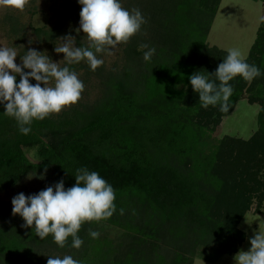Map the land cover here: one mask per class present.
<instances>
[{
  "label": "rangeland",
  "instance_id": "rangeland-1",
  "mask_svg": "<svg viewBox=\"0 0 264 264\" xmlns=\"http://www.w3.org/2000/svg\"><path fill=\"white\" fill-rule=\"evenodd\" d=\"M150 1L119 0L129 12L138 9L146 22L127 43L110 49L114 54L97 53V58L104 62L95 71L91 70L86 60L67 64L64 54L54 50L62 43L60 38L68 35L75 37V47H88L87 36L80 28L82 5L79 0H29L23 11L0 6V47L17 51V65L22 64L21 57L29 49H35L46 53L53 62L60 63V67L67 66L76 72L84 84L80 100L58 114L49 115L54 119L71 116L75 110H84L99 103L110 94L115 81H124L129 71L133 72V77L129 76L132 90L134 79L143 78V73L149 71L150 66L156 67L165 60L169 61L173 53L171 50H178L174 36L161 24L160 14L151 12L153 7H147ZM156 1L159 6L163 0ZM197 6L201 7V18L209 13V17H205L208 24L204 44L222 52L221 63L228 50L236 48L248 64L257 66L261 72L251 82L245 81L237 99L228 102L227 112L220 110L219 103L208 108L201 107L206 113L204 122L209 124L203 139L205 149L217 143L221 145L220 155L235 162L228 169H223V178L229 183L225 200L231 198L229 206L233 209L217 205L212 213L216 218L223 219L231 231L210 232L205 236L187 219L168 218L147 200L123 194L121 198L115 195L116 210L110 218L82 224L77 234L83 240L79 249L72 247L71 236L61 248L50 234L39 238L34 225L23 227L25 220L12 212V199L18 194L31 196L50 186L55 191V185L62 180L53 175L51 168L35 169L15 185L0 191V239H25L23 248L7 258L4 255L0 264H47L49 257L64 256H71L79 264H113L119 260L121 264L131 260L133 263L145 260L149 264H236L234 257L241 250L249 251L250 239L256 233L264 232V137L260 136L258 124L261 101L259 98L252 99L248 92L252 85L264 82V66L257 59L262 58L261 52L264 51V0H204ZM141 44L155 48L149 61L143 58V51L147 49L139 50ZM130 45H134L133 49ZM236 79L231 83L235 85ZM216 84L219 85V82L216 81ZM138 91L144 92L143 85L138 87ZM171 100L172 97L166 98L161 94L146 99L144 106L153 112H162ZM196 101L194 90L191 94L186 93L183 100L185 104ZM32 156L35 157L34 154ZM172 161L182 164L177 156H172ZM226 171L231 175L228 176ZM63 183L65 190L72 187ZM217 191L216 188L212 190L214 193ZM91 231L98 232V238H92ZM223 239H229V242Z\"/></svg>",
  "mask_w": 264,
  "mask_h": 264
},
{
  "label": "trees",
  "instance_id": "trees-1",
  "mask_svg": "<svg viewBox=\"0 0 264 264\" xmlns=\"http://www.w3.org/2000/svg\"><path fill=\"white\" fill-rule=\"evenodd\" d=\"M203 2L163 0L159 6L156 0L149 2L147 7L160 14L161 24L174 36L178 50H171L169 61L150 66L143 78L134 79L132 90L129 76L133 77V72L129 71L124 81H115L110 94L99 103L61 119H34L26 125L31 128L27 135L19 131L15 118L4 114L5 103L0 102V191L35 169L46 168L73 187L77 169L87 168L99 173L119 198L123 194L139 196L168 218L187 219L205 236L230 230L223 219L212 213L217 205L233 209L229 206L231 198L225 200L229 183L223 178V169L235 162L220 155L221 145L217 143L205 149L203 139L209 124L204 122L206 113L198 93L195 103L183 102L186 93L193 91L190 77L199 72L214 74L222 60V52L204 44L209 13L201 18V7L197 6ZM261 54L262 58H256L264 66L263 50ZM209 80L219 82L214 75ZM19 81L17 75V84ZM231 81L233 93L229 101L233 102L246 82L240 76L235 85ZM29 82L37 83L34 79ZM135 84L143 85L144 92H139ZM248 92L252 99L261 101L258 124L260 136L264 137V82L252 85ZM161 94L172 97L165 111L153 112L144 106L146 99ZM172 156L182 164H174ZM214 188L217 193L212 192ZM50 237L54 239L51 234ZM24 242L25 239H0V258L13 255ZM113 264H121V260ZM127 264L149 263L131 260Z\"/></svg>",
  "mask_w": 264,
  "mask_h": 264
},
{
  "label": "clouds",
  "instance_id": "clouds-1",
  "mask_svg": "<svg viewBox=\"0 0 264 264\" xmlns=\"http://www.w3.org/2000/svg\"><path fill=\"white\" fill-rule=\"evenodd\" d=\"M29 0H0V6L23 11ZM80 28L86 34L88 47H75V37L60 38L62 43L55 47L56 53L64 54L67 64L86 60L92 71L103 64L97 53L112 55L118 44L127 43L140 31L144 20L138 9L131 12L124 9L119 0H79ZM79 32V29L77 30ZM31 43V41H30ZM94 49V51H93ZM147 49V51H143ZM143 58L149 61L155 48L147 44L139 45ZM17 51L0 47V102L5 103L4 114L16 119L19 131L27 135L32 121L43 120L53 113H60L65 107L76 104L84 90L83 82L69 67H60L46 53L29 49L21 57L22 64L15 63ZM24 69L30 71L25 72ZM20 76L17 84L16 76ZM214 75L217 85L209 80ZM261 75L259 68L246 62L239 49L232 48L214 74L194 73L190 77L193 90L198 93L201 106L208 108L220 104V110H229L228 101L233 93L229 82L240 76L251 82ZM37 83L32 85L29 81ZM41 84L44 86L41 87ZM76 184L65 190L61 180L53 187H47L38 194L25 196L20 193L12 199L13 215L19 214L24 220L23 227L35 226L36 235L43 239L51 234L61 248L69 236L72 247L79 249L83 240L77 235L85 222L101 221L110 218L115 212V192L99 173L87 168L77 169ZM123 214V209L120 210ZM92 238L99 233L91 231ZM249 251L241 250L235 257L236 264H264V232H258L250 239ZM47 264H79L71 256L49 257Z\"/></svg>",
  "mask_w": 264,
  "mask_h": 264
}]
</instances>
